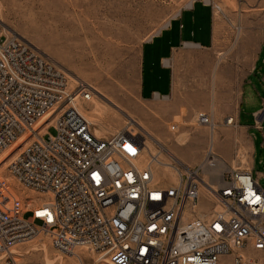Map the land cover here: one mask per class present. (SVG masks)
<instances>
[{"label": "built area", "instance_id": "obj_1", "mask_svg": "<svg viewBox=\"0 0 264 264\" xmlns=\"http://www.w3.org/2000/svg\"><path fill=\"white\" fill-rule=\"evenodd\" d=\"M92 94L0 22V163L42 198L21 215L0 182V264H20L11 248L42 231L107 264H264V173L226 166L212 137L192 166L131 125L98 136L79 109ZM255 118L264 132V106ZM197 122L213 136L211 113Z\"/></svg>", "mask_w": 264, "mask_h": 264}, {"label": "rangeland", "instance_id": "obj_2", "mask_svg": "<svg viewBox=\"0 0 264 264\" xmlns=\"http://www.w3.org/2000/svg\"><path fill=\"white\" fill-rule=\"evenodd\" d=\"M191 1L0 0V22L7 33L23 38L70 75L98 89V94L93 93L91 100L82 104L87 110L79 106L88 120L95 116L100 121L98 128H108L113 133L127 125L137 131L140 129L155 151L157 109H167L172 102L164 99L154 106L138 99L141 46ZM211 2L219 6L214 8L216 48L212 54L230 64L231 92L235 96L257 48L264 42V0ZM212 54L207 53L204 58L209 59ZM200 111L205 110L195 109L187 122L164 123L162 130L166 134L162 138L166 147L184 144L188 135L203 137L204 149L208 146L211 130L198 124ZM149 117L151 124L147 121ZM175 124L179 128L171 130ZM48 133L55 134V127L48 128ZM252 135L257 146L253 169L257 177L264 172V132L253 128ZM251 155L252 138H243L237 165L246 168ZM0 178L8 188L9 201L16 205L19 214L23 215L30 207L28 202L36 204L42 200L41 194L26 188L9 173L7 164L0 163ZM11 251L20 264H105L85 250H78V255L74 256L60 253L52 246L50 234L43 231L31 240L16 244ZM48 258L54 262H49Z\"/></svg>", "mask_w": 264, "mask_h": 264}, {"label": "crops", "instance_id": "obj_3", "mask_svg": "<svg viewBox=\"0 0 264 264\" xmlns=\"http://www.w3.org/2000/svg\"><path fill=\"white\" fill-rule=\"evenodd\" d=\"M215 48V9L201 0L191 1L143 42L138 99L154 106L164 99L172 102L170 107L158 108L156 113L159 120L155 122V138L165 146L162 138L166 134L162 130L164 123L187 122L195 109L211 113L217 122V131L212 136L214 150L226 166L241 167L237 165L240 141L251 137L252 155L246 168L253 171L257 146L253 142L252 130L256 128L255 114L264 106V42L257 48L235 96L231 92L232 68L228 62L212 54ZM207 53L213 56L205 59ZM228 117H233V125L225 123ZM147 121L151 124L150 117ZM96 126L93 124L94 131ZM178 128L179 125L175 124L171 130ZM102 130L100 136L113 134L108 128ZM205 143L201 136L188 135L184 144L167 148L193 166L203 160Z\"/></svg>", "mask_w": 264, "mask_h": 264}, {"label": "bare ground", "instance_id": "obj_4", "mask_svg": "<svg viewBox=\"0 0 264 264\" xmlns=\"http://www.w3.org/2000/svg\"><path fill=\"white\" fill-rule=\"evenodd\" d=\"M72 76H74V75H72ZM75 78H77L76 76H74ZM92 91H93V93L94 94H98V89H96V88H94V87H92ZM104 97V96H103ZM92 102L93 103H95L96 104V100L93 98V100H92ZM81 108L82 109H84V110H87L86 108H85V106L84 105H81ZM92 116V115H91ZM92 119H90L89 121L92 123V124H94V125H97L100 121H99V119L98 118H96L95 116L94 117H91ZM88 119V118H87ZM133 124V123H132ZM173 126H175V125H173ZM172 127V126H171ZM170 127V128H171ZM137 128H140V127H137ZM139 132H141L140 131V129H139ZM95 133L98 135V136H100V135H103V131H102V129H100V128H98L97 126L95 127ZM144 133H147V132H144ZM214 133H215V130H214V132H213V135H214ZM148 134V133H147ZM150 134V133H149ZM212 137V136H211ZM158 141V140H157ZM149 142V143H148ZM160 142V141H159ZM146 143H147V145L148 146H152L151 144L152 143H150V141H148V140H146ZM150 144V145H149ZM167 148V147H166ZM152 149H154V148H152ZM168 149V148H167ZM168 151L169 152H171L169 149H168ZM172 153V152H171ZM0 182H2L3 183V180H2V178H0ZM4 184V183H3ZM8 189V188H7ZM8 193V192H7ZM12 252V251H11ZM16 252V251H15ZM18 252V251H17ZM13 253V252H12ZM47 254V253H46ZM83 254V253H82ZM78 257V256H77ZM81 259V258H80ZM49 262H54L53 260H51V259H47ZM82 263V262H81ZM102 263H105V264H107V263H109V261H107L106 259L105 260H102Z\"/></svg>", "mask_w": 264, "mask_h": 264}, {"label": "snow or ice", "instance_id": "obj_5", "mask_svg": "<svg viewBox=\"0 0 264 264\" xmlns=\"http://www.w3.org/2000/svg\"><path fill=\"white\" fill-rule=\"evenodd\" d=\"M131 150V149H130ZM97 179H99V177L94 173L93 174ZM257 200H259L260 198L259 197H256ZM217 227H219V225H217Z\"/></svg>", "mask_w": 264, "mask_h": 264}, {"label": "water", "instance_id": "obj_6", "mask_svg": "<svg viewBox=\"0 0 264 264\" xmlns=\"http://www.w3.org/2000/svg\"><path fill=\"white\" fill-rule=\"evenodd\" d=\"M262 184H264V178L262 179Z\"/></svg>", "mask_w": 264, "mask_h": 264}]
</instances>
